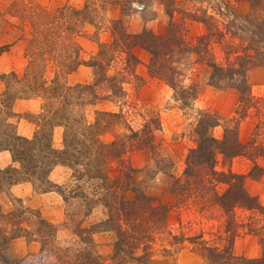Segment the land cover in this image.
<instances>
[{
	"label": "trees",
	"instance_id": "1",
	"mask_svg": "<svg viewBox=\"0 0 264 264\" xmlns=\"http://www.w3.org/2000/svg\"><path fill=\"white\" fill-rule=\"evenodd\" d=\"M237 1L247 3L249 13L243 17L233 14V18H228L222 27L214 15L202 18L193 14L185 16V19L190 17L191 21L206 27V33L199 36L195 44L185 39L183 24L173 21L174 11L169 15L170 22L163 34L146 28L140 33H129L123 19L112 24V45H121L120 52L126 53L130 64L140 62L133 52L135 48L146 51L149 54L148 73L165 81L182 103L189 105L198 96L196 86H184L182 81V63L194 56L197 57L196 63L209 68L210 86L234 88L239 93L238 119L224 121L216 113H200L196 146L189 150L183 176L173 184L177 208L190 203L199 212L209 214V220H217L218 226L211 237L206 238L203 232L188 237L172 230L169 224L172 208L133 185V169L124 156L130 150L141 151L146 146L155 150L154 133L159 130V123L154 127L146 123L140 131L125 125L130 136L123 135L106 143L102 136L112 125L106 117L111 120L119 117L115 113L98 112L95 122L88 123L76 112L77 108L89 103L82 96L84 93L93 94V86H66L58 79L48 85L29 66L23 74L0 75L5 86L0 92V150L11 155V164L0 169V193L14 185L30 183L41 192L56 191L67 204L76 200L78 205L71 221L76 223L73 234L82 247L74 249L55 245L58 227L43 219L40 213L25 207L19 199H14L16 204L11 209H4L0 203V264H16L2 255L1 248L19 239L38 243L40 251H49L61 264H150L157 246H162L169 254L181 250L185 244L209 264H264V226L259 227L255 219L264 215V207L245 186L247 178L258 180L264 176V165L258 163V159L264 162V140H259L264 134V99L251 95L247 80L250 70L264 67V0ZM121 2L125 6L123 0L118 1ZM81 13L76 11V14ZM239 31L248 32L249 40L237 41ZM32 43L33 47L36 45L42 49L44 46L50 48L55 41L44 33ZM6 48L0 47V54ZM42 55L44 53L35 56ZM101 55H107L105 50ZM109 60L106 58L105 62L109 63ZM89 65L102 68L103 60ZM38 97L43 102L39 114L41 124L32 138L22 137L9 122L17 116L13 104L18 99ZM250 110L255 111L254 116L259 117V121L251 137L243 142L239 138L238 126ZM219 125L223 126V134L216 138L212 130ZM55 127L64 128L60 149L55 148L52 141ZM124 137L126 141L122 140ZM238 157L252 162L253 167L247 175L232 169H217L220 162L224 165ZM114 161L120 165L118 171L112 168ZM58 166L72 171L71 185H58L50 179ZM129 192L133 193L131 198ZM96 207L103 209L104 218L82 227ZM238 210L251 215L240 218ZM100 232L115 234L109 259L98 253L93 242V235ZM245 234L260 236L261 256L248 258L237 254L236 240Z\"/></svg>",
	"mask_w": 264,
	"mask_h": 264
},
{
	"label": "rangeland",
	"instance_id": "2",
	"mask_svg": "<svg viewBox=\"0 0 264 264\" xmlns=\"http://www.w3.org/2000/svg\"><path fill=\"white\" fill-rule=\"evenodd\" d=\"M118 1L0 0V47H7L6 51L0 54V75L11 72L23 74L27 67L32 66L48 85L52 84L54 79L66 86L92 85L93 94L84 93L82 96L89 103L77 108L76 112L88 123L95 122L98 112L115 113L119 117L112 120L106 117L112 121L110 131L102 136L106 143H111L123 135L130 136L126 126L140 131L146 123L153 127L159 123V130L154 133L155 150L146 146L141 151L130 150L124 156V160L133 169V185L147 196L172 208L169 220L172 230L182 232L188 237L203 232L206 238H210L218 226L217 220H209V214L199 212L190 203L177 208L172 192L173 184L183 176L189 150L196 146V126L200 113H216L224 121L238 119L236 111L239 107V93L234 88L210 86L209 68L196 63L197 57L194 56L182 63V81L184 86H196L198 96L189 105L182 103L165 81L148 73L149 54L146 51L140 48L133 50L140 62L132 63V66L126 53L120 52L121 45H112V24L118 19H123L129 33H140L146 28L163 34L170 22L169 15L174 11L173 21L183 24L185 39L195 44L196 39L206 33V27L191 21L190 17L185 19L187 14L201 18L204 15H214L217 24L222 27V23L227 22L228 18H233V14L238 17L247 15L249 5L237 0H123L125 6H122V2L119 4ZM76 11L82 13L76 14ZM44 33H47L55 44L50 45V48L44 46L38 49L36 45L33 47L32 42ZM249 38L248 32L239 31L236 40L248 41ZM102 50L107 54L104 57L101 55ZM41 53L44 55L35 56ZM216 55L219 58L218 53ZM106 58L111 61L105 62ZM98 60H103L102 68L89 65ZM191 63L193 64L189 65ZM247 80L251 95L264 99V67L250 70ZM4 88V83L0 80V92ZM42 104L41 97L15 101L13 112L17 116L9 122L14 125L18 135L33 137L41 124L39 114L42 113ZM254 113L255 111L250 110L249 115L239 123V138L243 142L251 137L259 121V117L254 116ZM63 133V127H55L53 130L52 141L57 149L62 147ZM212 134L221 138L223 126L215 127ZM122 140L127 139L124 137ZM259 140H264V134ZM258 163L264 165L262 159H258ZM10 164V153L0 150V169ZM111 165L113 170L118 171L119 163L114 161ZM252 167L251 161L238 157L225 162L224 165L220 162L217 169H232L247 175ZM71 175L72 171L68 167L58 166L51 173L50 179L58 185H69ZM245 186L264 207V176L258 180L247 178ZM132 196L133 193L129 192L128 197ZM14 199H19L25 207L40 213L43 219L58 227L55 245L74 249L82 247L79 239L73 234L76 223L71 221V215L78 205L76 200H70L67 204L56 191L41 192L30 183H20L0 193V203L6 210L16 204ZM237 215L244 218L251 214L238 210ZM103 218V209L96 207L82 227L98 223ZM255 219L259 227L264 226V215ZM262 234L264 235V229ZM259 239L260 236L253 234L238 238L235 244L237 254L248 258L261 256ZM115 240L113 232L93 235L98 253L106 259L113 253ZM1 253L16 264H61L49 251H40L38 243L26 242L23 239L9 242L1 248ZM150 264L209 263L189 244H185L181 250L169 254L163 251L162 246H157Z\"/></svg>",
	"mask_w": 264,
	"mask_h": 264
}]
</instances>
